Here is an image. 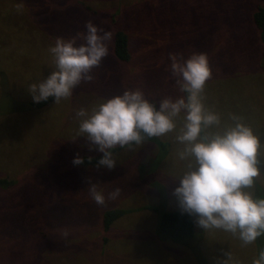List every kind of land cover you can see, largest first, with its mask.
<instances>
[{
  "label": "rangeland",
  "instance_id": "obj_1",
  "mask_svg": "<svg viewBox=\"0 0 264 264\" xmlns=\"http://www.w3.org/2000/svg\"><path fill=\"white\" fill-rule=\"evenodd\" d=\"M259 4L0 0V178L12 182L0 188V264H253L259 258L264 235L244 244L238 234L203 229L194 215L191 240L160 236L154 208L183 212L174 190L187 170V161L179 158L184 145L176 139L184 112L173 132L156 137L157 145L145 140L131 149H112L117 162L112 170L73 164L77 156H103L81 136V109L91 113L126 90H141L157 109L164 98L186 97L172 75L170 54L183 62L204 53L212 70L205 106L220 114L222 127L234 123L232 116L242 117L260 137L261 174L249 191L264 192V44L252 20ZM89 20L112 37L124 30L129 62L111 54V38L109 54L92 69L90 82L58 103L52 97L51 104L31 109L29 87L56 70L50 48L57 38L85 32ZM89 179L105 196L104 205L91 198ZM116 188L119 196L108 199ZM113 209L126 213L104 232L101 215Z\"/></svg>",
  "mask_w": 264,
  "mask_h": 264
},
{
  "label": "clouds",
  "instance_id": "obj_2",
  "mask_svg": "<svg viewBox=\"0 0 264 264\" xmlns=\"http://www.w3.org/2000/svg\"><path fill=\"white\" fill-rule=\"evenodd\" d=\"M85 29L70 39H56L55 46L50 48L56 70L29 87L34 102L54 97L58 103L70 97L81 82L93 79L92 69L109 54L112 33L91 20L86 22ZM170 60L172 75L178 78L177 83L186 97L164 98L157 109L156 103L146 99L141 90H126L100 103L91 113L84 109L77 113L83 118L79 127L81 136L103 153L96 167L112 170L117 163L112 149H131L133 144L141 145L146 138L173 132L177 117L184 112L183 126L176 137L184 145L179 158L187 161V170L174 190L180 208L196 216L197 224L205 230L222 229L238 234L244 244L254 243L264 235V199L249 191L261 174L260 137L242 117L232 116L234 123L222 127L220 114L205 106L203 92L212 77L207 54L193 53L183 62L176 54H170ZM83 163L84 159L79 156L73 160L74 165ZM87 189L98 205L106 203L97 183L91 179ZM120 191L116 188L107 198L116 199ZM63 235L66 237L68 232ZM227 255L230 260L231 254ZM253 264H264V250Z\"/></svg>",
  "mask_w": 264,
  "mask_h": 264
},
{
  "label": "trees",
  "instance_id": "obj_3",
  "mask_svg": "<svg viewBox=\"0 0 264 264\" xmlns=\"http://www.w3.org/2000/svg\"><path fill=\"white\" fill-rule=\"evenodd\" d=\"M260 1L261 4L255 7V10L252 13V20L254 26L259 31L261 36V41L264 44V0H260ZM83 8L86 11H90V9L87 6L83 5ZM92 13L95 14V12ZM111 54L120 63L129 62L130 43L128 36L124 32V30H117L114 32L111 43ZM52 101L53 98L49 97L47 101H42L40 103L31 102L32 103L31 106L33 107L31 109L43 108L46 105L51 104ZM146 140H150L156 144L155 140H157V138L156 137L149 139L146 138ZM163 144L166 146L165 143ZM89 157L91 158L90 162H89ZM101 157H102L101 155H83L81 158L84 159V163L81 165L93 166L98 163ZM11 183L12 182L8 181V179L6 178H0V188L9 186ZM255 197L264 199V192H262L261 190L257 191ZM161 207L154 208V212H156L158 216L157 227L160 236L162 238H167L170 239L171 241L179 242V243L191 240L194 237V232H195L193 218L187 213L180 211H167L165 210L163 205H161ZM124 213H126V210H121V209L104 210L101 215V226L103 228V231L107 232L110 229L111 225Z\"/></svg>",
  "mask_w": 264,
  "mask_h": 264
}]
</instances>
